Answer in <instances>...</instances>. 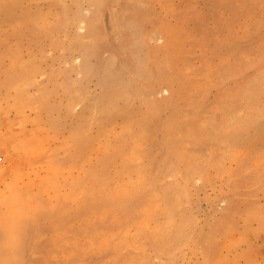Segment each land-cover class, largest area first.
I'll list each match as a JSON object with an SVG mask.
<instances>
[{"label":"rangeland","instance_id":"1","mask_svg":"<svg viewBox=\"0 0 264 264\" xmlns=\"http://www.w3.org/2000/svg\"><path fill=\"white\" fill-rule=\"evenodd\" d=\"M0 170V264H264V0H0Z\"/></svg>","mask_w":264,"mask_h":264},{"label":"bare ground","instance_id":"2","mask_svg":"<svg viewBox=\"0 0 264 264\" xmlns=\"http://www.w3.org/2000/svg\"><path fill=\"white\" fill-rule=\"evenodd\" d=\"M106 64L104 63V66H105ZM108 68H110L109 70H110V73L109 74H107V76H111L112 74L114 75V76H117V72H118V68L115 66V65H113V64H111ZM105 86H107L106 84H105ZM107 92H108V88L106 89V92H105V94H104V96L106 97V95H107ZM105 97H103L102 98V100L105 98ZM6 139L5 138H2V142H4ZM51 160H53V159H51ZM49 163L51 164V161H49ZM50 164H49V166H50ZM53 164V163H52ZM50 168V167H49ZM51 173L52 174H54L55 172H56V169H55V167H54V165H52L51 166ZM18 171V170H17ZM2 172H1V170H0V174H1ZM13 194L15 195L16 193L15 192H13ZM11 223H14L13 221L11 222Z\"/></svg>","mask_w":264,"mask_h":264}]
</instances>
